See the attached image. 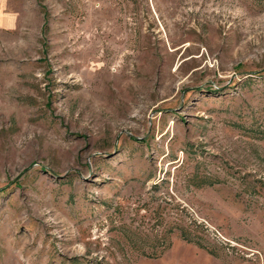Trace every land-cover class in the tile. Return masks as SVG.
I'll use <instances>...</instances> for the list:
<instances>
[{
	"label": "rangeland",
	"instance_id": "1",
	"mask_svg": "<svg viewBox=\"0 0 264 264\" xmlns=\"http://www.w3.org/2000/svg\"><path fill=\"white\" fill-rule=\"evenodd\" d=\"M0 264H264V0H0Z\"/></svg>",
	"mask_w": 264,
	"mask_h": 264
}]
</instances>
